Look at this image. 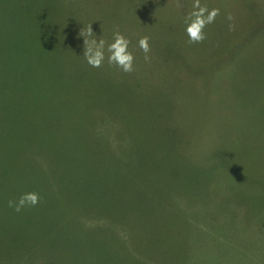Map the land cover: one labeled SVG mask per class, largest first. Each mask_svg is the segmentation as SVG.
Instances as JSON below:
<instances>
[{
	"label": "trees",
	"instance_id": "1",
	"mask_svg": "<svg viewBox=\"0 0 264 264\" xmlns=\"http://www.w3.org/2000/svg\"><path fill=\"white\" fill-rule=\"evenodd\" d=\"M20 14L23 81L0 102V264H204L197 203L217 157L192 148L173 105H100L84 87L92 79L67 70L45 13ZM29 192L42 197L36 207H8Z\"/></svg>",
	"mask_w": 264,
	"mask_h": 264
},
{
	"label": "rangeland",
	"instance_id": "2",
	"mask_svg": "<svg viewBox=\"0 0 264 264\" xmlns=\"http://www.w3.org/2000/svg\"><path fill=\"white\" fill-rule=\"evenodd\" d=\"M13 1L0 0V60L7 76L0 102L13 95L14 77L18 85L23 81L18 63L27 60L30 38L25 23L24 34L19 30L18 15L45 13L43 23L55 26L68 57L67 70L92 79L84 87L96 92L100 105L159 113L173 105L177 122L193 134L192 148L217 157L216 175L197 203L208 215L205 233L197 243L193 237L201 261L264 264V0H200L220 9L200 44H189L185 31L194 0H27L24 8ZM90 24L106 47L117 29L131 41L134 72L109 65L107 51L101 68L87 64L79 33ZM145 36L147 62L138 47Z\"/></svg>",
	"mask_w": 264,
	"mask_h": 264
},
{
	"label": "clouds",
	"instance_id": "3",
	"mask_svg": "<svg viewBox=\"0 0 264 264\" xmlns=\"http://www.w3.org/2000/svg\"><path fill=\"white\" fill-rule=\"evenodd\" d=\"M192 9L193 10L185 17V31L189 44H200L207 39L205 29L209 25L215 23L216 18L220 15V9L212 8L210 10L206 5H201L200 0H194ZM227 19L232 21L234 18L229 14ZM228 27L230 31L235 30L234 24L230 23ZM79 36L83 38V57L90 67L97 69L101 68L104 64L107 51V61L109 65L118 67L124 73L130 74L135 71V57L129 50L131 41L121 34L118 29L113 33V42L107 44V47L106 41L101 36L97 37L93 33L91 24L86 29L82 28ZM85 37L93 38L87 39ZM138 47L145 54V61H150V56L148 54L151 51V47L147 36L139 39ZM41 200L42 197L39 193L29 192L22 194L18 200H9L8 207L20 213L25 208L36 207Z\"/></svg>",
	"mask_w": 264,
	"mask_h": 264
}]
</instances>
